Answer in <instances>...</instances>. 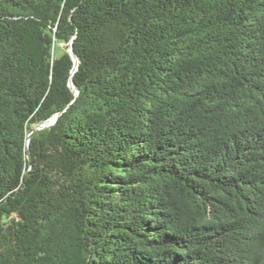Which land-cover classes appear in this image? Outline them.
<instances>
[{
	"label": "trees",
	"instance_id": "obj_1",
	"mask_svg": "<svg viewBox=\"0 0 264 264\" xmlns=\"http://www.w3.org/2000/svg\"><path fill=\"white\" fill-rule=\"evenodd\" d=\"M0 264H264V0H0Z\"/></svg>",
	"mask_w": 264,
	"mask_h": 264
},
{
	"label": "water",
	"instance_id": "obj_2",
	"mask_svg": "<svg viewBox=\"0 0 264 264\" xmlns=\"http://www.w3.org/2000/svg\"><path fill=\"white\" fill-rule=\"evenodd\" d=\"M70 51H71L73 57L75 58V61H76V68H77V67H78V63H79V61H78V59H77V56L74 55L75 53H74V50H73V46H72V45L70 46ZM76 68H75V69H76ZM71 84H72V83H71ZM76 93L78 94L79 92L77 91ZM53 122H54V119H52V120L50 121V123H53Z\"/></svg>",
	"mask_w": 264,
	"mask_h": 264
}]
</instances>
